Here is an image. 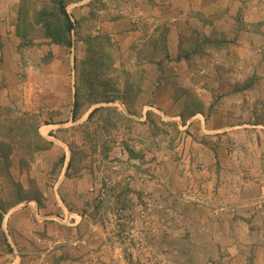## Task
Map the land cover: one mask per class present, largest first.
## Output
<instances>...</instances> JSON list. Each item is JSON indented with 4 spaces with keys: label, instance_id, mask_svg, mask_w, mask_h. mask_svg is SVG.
<instances>
[{
    "label": "crops",
    "instance_id": "obj_1",
    "mask_svg": "<svg viewBox=\"0 0 264 264\" xmlns=\"http://www.w3.org/2000/svg\"><path fill=\"white\" fill-rule=\"evenodd\" d=\"M131 1L138 5L133 8L140 18L138 23H133L136 17L131 22L130 17L116 16L113 11V19H97L93 35H110L121 53L128 52L133 42H154L160 32L170 58L181 51L185 60L196 58L200 51L202 64L215 69L214 78L205 80L210 92L205 99H219L222 106L213 111L206 107L186 117L182 124L183 108L172 106L173 86L160 80L158 83L157 65L144 60L149 90L143 95L152 93V101H147L149 105L141 109V115L145 118L151 113L162 122L176 123L181 137L173 165L165 163L162 168L146 171L147 177L153 172L154 178L144 181L147 192L140 196L148 200L147 205H134L137 194L133 197L129 189H110L106 200L110 198L109 203H113L106 208L112 211L103 208L106 211L98 219L89 220L86 209L80 211L82 204L73 200L72 192V205L68 204L65 211L56 195L43 190L42 199L21 201L3 214L2 225L8 229L6 241L12 249L11 255L5 256L7 264L38 263L29 262L42 250L35 248L33 243L41 240L29 228L36 224L50 231L44 233L50 237L56 235L53 226L59 229V225H66L61 239L67 235L69 241L78 237L87 240L86 246L77 249L67 241L52 253L47 264H107L102 260H123V252L126 258L136 259L140 232L145 234L147 256L161 259L163 264H264V122L257 117L264 115V0ZM87 2H69L72 22L78 23L88 15ZM18 7L19 0H0V108L13 103L19 111L40 112L45 118L50 112L52 121L39 131L42 137L51 138L49 132L54 134L53 130L72 121L75 100L67 69L71 48L54 44L36 49L21 47L16 36ZM160 54L155 61L167 62ZM44 55L50 56L47 62H43ZM171 62L180 73L176 80L186 85L187 62L182 57ZM21 72L22 84L17 79ZM243 81H248V86L242 85ZM199 88L206 92L204 85ZM88 114L82 116L87 119ZM43 128H48L47 132ZM159 156L166 159L164 153ZM130 170L133 173L134 169ZM130 177L135 179L131 182L134 186L138 176ZM181 194L189 199H181ZM123 198L127 202L132 199L133 207L125 209ZM40 199L43 205L38 203ZM102 204H93V210L99 211ZM221 206L225 209L215 214ZM117 209L119 220L114 214ZM106 213L108 218L112 213L115 220L108 219Z\"/></svg>",
    "mask_w": 264,
    "mask_h": 264
},
{
    "label": "rangeland",
    "instance_id": "obj_2",
    "mask_svg": "<svg viewBox=\"0 0 264 264\" xmlns=\"http://www.w3.org/2000/svg\"><path fill=\"white\" fill-rule=\"evenodd\" d=\"M70 1L72 0L64 1L67 14H71L69 9ZM88 2L85 5L89 9L88 15L82 17L80 22L76 23L75 30L71 32L74 47L70 51L72 60L67 69L70 77V86L73 87L72 90L74 93L77 86L76 66L84 57L85 39L89 35L95 36L93 32L95 31V22H97V19L99 17L103 19L108 18V20L113 19L111 15L113 11L116 16L130 17L131 22L136 17L137 21H134V24L136 22L138 23L140 19L133 11V8L138 5L131 0H88ZM20 11L21 14L27 15L22 30L28 35L24 43H21L20 46L36 49L42 45H52L49 42L50 40L44 37V26L35 22L38 20L36 14L44 11L47 15L46 21L51 24V27H55V21H59L61 16L54 2L52 0H19L18 15ZM108 36L110 37V35ZM164 40V36L160 32L154 38V42L152 39L150 43L144 45L133 42L130 46L131 49L125 53H121L119 45L111 42L110 52L113 60V68H111L106 77V81L117 91V100L110 104L92 103V98H95L92 95L93 89L89 88V86L81 87L77 98L78 109L76 119H72L71 122L69 121L66 126H62L60 129L53 130L55 132L54 134L49 132L50 137L52 136L51 138H48V136L42 137L39 131L40 127H44L52 121V117L49 115L50 112L45 118L41 116L40 112L37 113L32 110L19 111V107L16 108L13 103L11 107L0 108V142L9 141L12 147L9 156L10 166L8 172L12 180L19 184L23 195L27 198L26 200L33 198L39 199L40 197L42 199L44 190L51 195H56V201H62L63 205L61 204V207L62 209L65 208L66 211V209H69L68 204L72 203V198L69 196L72 192L74 194L72 196L73 200L79 201L82 204V210L80 211H83V209L85 211L86 209V218L89 220L98 219L99 215L101 213L103 214L106 210L107 212L109 210L112 211V209L106 208L112 206L113 203H109L110 198L106 200L108 197L106 191L108 192L110 189L120 190V188H125L127 191L129 189L132 191L133 197L137 194V201H134V205H140L142 206L141 208L147 205L148 200H142L140 196L147 192L144 181L149 179L154 180V178L152 177L153 172L148 173L149 178L146 175V171L148 168H162L161 166H164L165 163L173 165L175 163L174 159L177 158L175 149L180 144L181 137L179 129L177 130L174 126L165 124L172 123L171 121L162 122L156 115L151 113H147L145 118L142 117L141 109L149 105L147 101H152V93L146 97L143 95L144 90H149L145 83L147 71L143 67V61L148 60L149 63H155L157 65V82L160 80L173 86V107L183 108L184 111L185 106L190 108V106L201 104L203 107L202 110L207 107L208 110L213 111L216 107L222 106V102L219 99L215 100L212 98L209 101L205 99V94L209 92L207 91L206 79L214 78L215 69H213V66L210 67L202 64V53L199 51L196 58L191 56V58L185 60L184 54L181 51L179 54L180 57L170 58L164 48ZM58 46L67 49L65 46ZM192 49L187 48V50ZM160 53L165 55V58L168 60L167 62H163V60L161 62L160 59L155 61L156 56L161 55ZM45 56L43 62H47L50 57ZM181 57L187 62L186 85H182V83H178L176 80V77L180 76V73H178V68L172 64L174 62H171L179 61ZM62 60L66 63L65 58H62ZM27 62L30 61L28 60ZM28 64L30 65V63ZM175 67L177 68L176 72L174 70ZM171 71L173 72L169 76H164ZM17 79L21 84L24 83L23 72L18 74ZM248 83L246 81L242 85L248 86ZM203 85L206 92L200 91L202 89L199 87ZM180 89H184V92ZM22 94L25 95L24 92ZM206 100L210 102L208 106ZM244 102H247V100L244 99ZM99 107H116L118 111H98L89 122L82 116L88 114L89 110ZM121 116L124 117L122 118ZM257 117L260 121L264 122V115H258ZM42 130L47 132L48 128H43ZM44 132L43 134H45ZM6 138L7 140H5ZM227 143L233 146V143L228 140ZM44 147L47 149H43ZM124 153L127 154V157L125 155L126 158L123 156ZM160 153H164L165 160L158 159ZM69 160L72 161L70 167L67 168ZM130 168L134 169L133 173H131ZM130 176H138V182L134 186L131 185V182L134 183L135 179H132ZM85 187H88V189L84 191ZM8 192L11 193V196H8ZM148 194L150 193L148 192ZM0 195L6 203L12 201L10 205L5 207L6 210L16 205L14 203H16L17 192L14 188H10L7 192H3L0 188ZM180 196L181 199H189L186 194H181ZM41 199L38 203L43 205ZM129 200L127 202L123 198L122 204H125V209L133 207L132 199ZM94 202L96 204L104 203V205L102 204V209L99 211L93 210L92 206L95 204ZM103 208H106V210ZM68 212H66L67 216L69 215ZM117 212H119V209L114 212L115 218L119 220L120 215ZM124 216L129 218L130 214L126 213ZM108 217L109 215L107 214ZM115 218L112 217L111 213L108 219L114 221ZM59 226L61 227L59 229L53 226L56 235H51V237L44 234L46 232L50 233V231L41 229L38 224L29 227L35 233L33 236L41 240L40 242L35 241L33 243L36 245L35 248L38 247L39 251L42 248L39 254L37 256L34 254L29 262L32 263L34 261L40 264V253L51 245L53 247L47 256L45 262L47 264L49 257L53 255L52 253L59 251L65 244H68L67 241L69 239H66L67 235L61 239L66 234L65 230H63L66 225ZM6 230L8 231L7 227L1 224V232H3L5 238L7 237L5 234ZM42 237L48 238L43 239ZM78 238L80 240L81 237ZM138 238V246L135 248L138 251V258H126L123 252V260L110 257L105 261L102 260V262H107V264H119V262L123 264H163L161 259L149 258L147 256L145 234L140 232ZM126 239L130 241L129 235L126 236ZM55 242L57 245L54 246ZM85 242L87 243L86 239ZM81 247L84 246L75 248ZM11 251L12 249L8 241L4 242L1 237L0 264L9 263V259L5 256L11 255ZM23 260L25 259L22 258Z\"/></svg>",
    "mask_w": 264,
    "mask_h": 264
},
{
    "label": "trees",
    "instance_id": "obj_3",
    "mask_svg": "<svg viewBox=\"0 0 264 264\" xmlns=\"http://www.w3.org/2000/svg\"><path fill=\"white\" fill-rule=\"evenodd\" d=\"M54 5L58 7V13L61 16L59 21H55V27H51L47 20V15L44 11L36 14L38 20L35 23H40L44 26L45 34L44 37L48 38L51 44L54 45H62L67 48H71L72 39L71 32L75 30L76 23L70 20L69 15L66 12L64 1L65 0H52ZM18 24L16 27V36L20 40L21 43H24L27 38V34L22 30L24 26V22L27 19L26 14H19ZM30 40V39H29ZM28 40V41H29ZM199 43V42H198ZM112 46L111 38L106 34H97L95 36H87L84 41V57L76 66L77 71V86L74 93L75 102L73 103L72 110V119L75 120L77 116V98L79 96V90L81 87L89 86L92 90V95L95 98H92V103H104L110 104L117 100V91L113 86H110L106 81V77L108 76L111 68H113V60L110 52V47ZM197 51V50H195ZM76 61V60H75ZM184 92V89H180ZM185 110L182 112L181 120L182 124L185 123V118L194 116L197 113L202 111V105L197 104L196 106H185ZM118 111L116 107L111 108H94L87 115V122L93 118L96 112L98 111ZM122 118L124 116H121ZM125 119V118H124ZM167 125L174 126L177 130L176 123H167ZM7 140V138L5 139ZM44 142V141H42ZM127 148V147H126ZM12 147L8 142H0V188L3 192L9 191L10 188H14L17 192V199L15 200L18 204L21 201L26 200L27 198L23 195L22 189L20 188L17 182H14L9 174V166L10 160L9 156L11 154ZM43 149H47L44 147ZM42 149V150H43ZM71 161L69 160L67 164V168L70 167ZM11 196V193L8 192V196ZM6 195V197L9 199ZM12 201L6 203L5 200H2V196L0 195V238L2 237L3 241L6 242V238L1 232V224L3 220V214L6 212L5 207L10 205Z\"/></svg>",
    "mask_w": 264,
    "mask_h": 264
},
{
    "label": "built area",
    "instance_id": "obj_4",
    "mask_svg": "<svg viewBox=\"0 0 264 264\" xmlns=\"http://www.w3.org/2000/svg\"><path fill=\"white\" fill-rule=\"evenodd\" d=\"M74 45H73V42H72V46H71V49H73ZM72 75V79H73V73L71 74ZM225 208L224 207H219L218 209H215V214H217L219 211H223ZM69 244L72 246V247H78V246H85L86 245V242H85V238H82V239H78V240H71L69 241ZM53 246H48V248L46 250H44L43 252L40 253V264H45L46 262V259H47V256L48 254L50 253V250L52 249Z\"/></svg>",
    "mask_w": 264,
    "mask_h": 264
}]
</instances>
